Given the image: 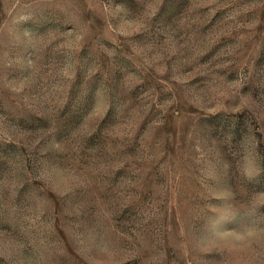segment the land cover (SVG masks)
Segmentation results:
<instances>
[{
  "label": "rangeland",
  "instance_id": "374dc122",
  "mask_svg": "<svg viewBox=\"0 0 264 264\" xmlns=\"http://www.w3.org/2000/svg\"><path fill=\"white\" fill-rule=\"evenodd\" d=\"M0 264H264V0H0Z\"/></svg>",
  "mask_w": 264,
  "mask_h": 264
}]
</instances>
